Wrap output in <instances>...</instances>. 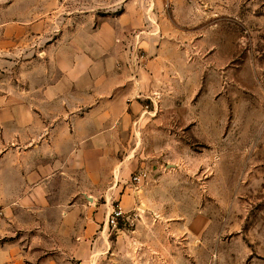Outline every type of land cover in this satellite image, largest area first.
Instances as JSON below:
<instances>
[{
	"label": "rangeland",
	"instance_id": "374dc122",
	"mask_svg": "<svg viewBox=\"0 0 264 264\" xmlns=\"http://www.w3.org/2000/svg\"><path fill=\"white\" fill-rule=\"evenodd\" d=\"M87 41L149 77L112 175L132 192L147 173L130 212L157 221L140 232L185 264H264V0H0V96L30 101L68 64L64 47ZM103 199L88 197L86 240L68 220L55 242L25 240L27 260L135 264L137 227L109 224Z\"/></svg>",
	"mask_w": 264,
	"mask_h": 264
},
{
	"label": "crops",
	"instance_id": "0c3cea01",
	"mask_svg": "<svg viewBox=\"0 0 264 264\" xmlns=\"http://www.w3.org/2000/svg\"><path fill=\"white\" fill-rule=\"evenodd\" d=\"M111 28L93 33H118ZM73 45L64 47L69 62L55 78L33 84L30 101L0 96V264H34L22 243L55 242L57 226L68 220L77 221L78 237L86 240L89 196L119 201L126 211L139 198L129 186L112 185V175L119 180L120 149L134 142L149 77L115 56L97 60L90 41ZM153 221L137 218L132 225L136 234L128 243L142 255L135 264H185L167 236L140 232Z\"/></svg>",
	"mask_w": 264,
	"mask_h": 264
},
{
	"label": "built area",
	"instance_id": "2783aa9c",
	"mask_svg": "<svg viewBox=\"0 0 264 264\" xmlns=\"http://www.w3.org/2000/svg\"><path fill=\"white\" fill-rule=\"evenodd\" d=\"M146 177L147 173L144 170H139L138 172H135L130 179V185L132 188H134L133 190H135L136 192L139 191L143 187ZM137 216L138 215L136 213L133 214L130 211H126L122 207L120 202L116 201L113 204L112 209L109 213L108 222L113 226H117L119 224L132 226Z\"/></svg>",
	"mask_w": 264,
	"mask_h": 264
}]
</instances>
